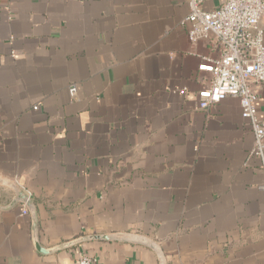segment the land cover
<instances>
[{"label":"crops","instance_id":"obj_1","mask_svg":"<svg viewBox=\"0 0 264 264\" xmlns=\"http://www.w3.org/2000/svg\"><path fill=\"white\" fill-rule=\"evenodd\" d=\"M187 13V0H0V179L33 199L43 247L137 233L166 264H264L254 137L237 98L195 107L210 80L198 65L219 49L188 40ZM12 196L0 184V206ZM22 206L0 209V264H72L75 249L159 264L118 240L40 253Z\"/></svg>","mask_w":264,"mask_h":264},{"label":"built area","instance_id":"obj_2","mask_svg":"<svg viewBox=\"0 0 264 264\" xmlns=\"http://www.w3.org/2000/svg\"><path fill=\"white\" fill-rule=\"evenodd\" d=\"M205 1L187 0L188 13L181 20L190 42L210 37L219 49L217 58L202 57L198 65L210 80L196 93L195 107L205 110L226 97L238 99L254 137L247 156L258 159L262 177L257 187L264 190V117L258 116L255 90L264 83V0H221L210 9L203 6ZM76 91L75 84L68 89L71 96ZM72 264H96V260L75 249Z\"/></svg>","mask_w":264,"mask_h":264},{"label":"water","instance_id":"obj_3","mask_svg":"<svg viewBox=\"0 0 264 264\" xmlns=\"http://www.w3.org/2000/svg\"><path fill=\"white\" fill-rule=\"evenodd\" d=\"M0 184H3L9 187L12 190L13 196L10 202L5 206H0V209H10L15 205H22L24 204L29 215L31 218V238L35 249L43 254L54 253L61 249H67L75 247L85 241L90 239H102V240H118V241H125V242H134L143 244L149 248H151L158 258L159 264H166L164 260L163 253L158 245L148 237L137 233H95V234H88L76 237L74 239L64 241L59 243L53 247L45 248L39 243L38 239V214L36 205L31 198L19 185L14 183V181L9 179H0Z\"/></svg>","mask_w":264,"mask_h":264}]
</instances>
